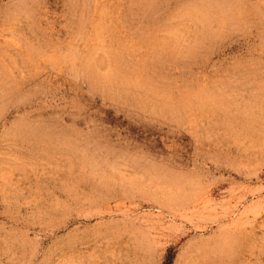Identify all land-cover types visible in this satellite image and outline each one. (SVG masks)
<instances>
[{
	"label": "rangeland",
	"instance_id": "obj_1",
	"mask_svg": "<svg viewBox=\"0 0 264 264\" xmlns=\"http://www.w3.org/2000/svg\"><path fill=\"white\" fill-rule=\"evenodd\" d=\"M0 264H264V0H0Z\"/></svg>",
	"mask_w": 264,
	"mask_h": 264
},
{
	"label": "bare ground",
	"instance_id": "obj_2",
	"mask_svg": "<svg viewBox=\"0 0 264 264\" xmlns=\"http://www.w3.org/2000/svg\"><path fill=\"white\" fill-rule=\"evenodd\" d=\"M197 263V262H196Z\"/></svg>",
	"mask_w": 264,
	"mask_h": 264
}]
</instances>
